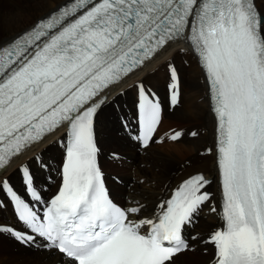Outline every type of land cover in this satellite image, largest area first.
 Masks as SVG:
<instances>
[{
	"label": "snow or ice",
	"instance_id": "6c2138e0",
	"mask_svg": "<svg viewBox=\"0 0 264 264\" xmlns=\"http://www.w3.org/2000/svg\"><path fill=\"white\" fill-rule=\"evenodd\" d=\"M179 41L199 58L216 118L223 227L204 241L215 248L211 264H264V16L255 0H71L0 41V171L66 128L62 183L49 202L42 201L27 166L20 171L32 204L6 178L0 192L17 219L61 253L65 264H174L189 249L182 233L210 203V181L189 176L151 216H142L140 202L121 207L110 199L93 138L104 90ZM168 67L175 107L179 79ZM139 113L138 139L147 148L161 110L142 85ZM42 202L41 212L36 205Z\"/></svg>",
	"mask_w": 264,
	"mask_h": 264
},
{
	"label": "bare ground",
	"instance_id": "6f19581e",
	"mask_svg": "<svg viewBox=\"0 0 264 264\" xmlns=\"http://www.w3.org/2000/svg\"><path fill=\"white\" fill-rule=\"evenodd\" d=\"M68 1L70 0H0V41H9L33 21L37 22L39 17H45ZM5 3L9 4L7 9ZM255 4L264 16V0H255ZM56 5L57 8L53 10ZM28 28L30 26L26 29ZM181 58L189 61V68L182 65ZM168 62L179 69L175 68L179 79V103L173 109H164L163 118L149 146L140 150L134 140L136 95L142 85L157 100L166 103L168 94L166 87L172 82L169 67L165 69ZM105 95L107 101L97 116L96 130L101 148L99 159L104 180L113 200L123 207L134 205L138 201L144 205L142 216H151L159 202L166 199L185 179L194 174H203L210 181L206 187V191L211 194L210 203L202 206L192 225L186 226L183 231L189 241V249L177 254L173 259L174 264H201L202 260H208L211 253V260L208 262L211 264L215 257V248L204 241L213 231L223 227L220 214L222 211L220 178L215 164V123L204 75L189 47L184 42L168 46L152 61L147 62L139 72L107 90ZM199 99L201 102H198ZM169 122L181 126L187 124V127L174 130L175 133L181 132V136L177 140L178 144L171 145L173 148L192 152L186 159L190 160L187 166L175 162L173 156L167 153L157 154L156 161L161 164L159 166L147 156L154 138H158L164 124ZM175 133L171 132L168 137L160 139L166 144L175 143L177 141L170 139ZM192 133L196 135L193 136ZM197 133L199 138L190 140L196 138ZM64 138L63 130H58L45 138L3 170L0 179L6 178L9 184L21 187L18 167L28 166L35 175L36 187L45 202L54 195L60 185ZM207 149H212L209 155H206ZM198 151H204L202 155L211 157H200ZM117 161L121 162V166L115 165ZM115 169V172L122 173L119 176L121 180L113 177L112 172ZM212 206L217 208V212L210 210ZM0 221V226L14 223L10 205L3 192H0ZM207 233L209 235L206 239H200ZM192 236H197V239L192 240ZM195 249V252L189 253ZM198 250L204 253L208 251V254L203 257L196 253ZM0 264H65V260L38 239L22 245L5 232L0 233Z\"/></svg>",
	"mask_w": 264,
	"mask_h": 264
},
{
	"label": "rangeland",
	"instance_id": "374dc122",
	"mask_svg": "<svg viewBox=\"0 0 264 264\" xmlns=\"http://www.w3.org/2000/svg\"><path fill=\"white\" fill-rule=\"evenodd\" d=\"M6 4V6H5V8L7 9V5H9V4H7V3H5ZM57 6L58 5H56L54 8H53V10L55 9V8H57ZM9 11H11V9H8ZM40 19V17L38 18V20ZM35 23V21H33L32 22V24L31 25H28L27 27H29V26H32L33 24ZM25 25H27V23L26 24H24V26ZM27 27H25L23 30H25ZM180 61H181V63H182V65L185 67V68H189V61L187 60V59H185V58H181L180 59ZM169 63L170 62H168L167 63V65L165 66V69H166V67L169 65ZM173 65V64H172ZM175 68H177L178 69V67H176L175 65H173ZM167 70V69H166ZM179 70V69H178ZM180 72V71H179ZM198 102H201V99H199V101ZM115 108H117V106H115ZM165 126L163 127V130H162V133L158 136V138H156V139H154V141H153V145H151L152 147H151V149H150V151L147 153L148 155V158L152 161V162H155L158 166L159 165H161L160 163H158L156 160H157V154L158 153H167V154H169V155H171V156H173V158H174V160H175V162H177V163H183V165H189L190 164V160L189 161H187L186 159H187V157H190V155L192 154V152H190L189 150H185V149H182V148H173L171 145H173V144H178V141L177 142H175V143H172V144H166V143H164V142H162L161 141V139L163 138V137H168L169 135H170V133L172 132V133H175V131L174 130H179L178 128H180V127H187L186 125L187 124H184L183 126H181V125H176V124H174L173 122H169V123H166V124H164ZM190 125H194V124H190ZM177 128V129H176ZM170 131V132H169ZM174 131V132H173ZM179 132V131H178ZM181 133V132H180ZM198 134V136L196 137V138H194V139H190V140H195V139H198L199 138V133H197ZM202 134V133H201ZM161 138V139H160ZM204 151H205V149H204ZM204 151H202V152H204ZM201 151H198V156H200V157H207V158H210L211 156H205V155H202L201 153H202ZM109 159V158H108ZM119 164V165H118ZM115 165L116 166H121V162L120 161H117V162H115ZM118 170H120V169H118ZM116 171V169L112 172V174H113V177L114 178H119V176H120V174H122V173H120L119 171H117V172H115ZM9 177V176H8ZM10 178V177H9ZM120 179V178H119ZM121 180V179H120ZM1 222V221H0ZM215 227H217L216 225H215ZM214 227V228H215ZM213 230V229H212ZM212 230H211V232H212ZM211 232H209V233H211ZM209 233H207V234H205V235H203V237H201L200 239H206V237H208V235H209ZM19 248H21L20 246H18ZM196 251V249L194 250V251H192V252H189V253H193V252H195ZM196 253H198V254H200L201 256H203V257H205L207 254H208V251H207V253H204V251H202V250H198V252H196ZM210 253V252H209ZM211 260V253H210V256H209V258H208V260L206 261V259L205 260H202L200 263L201 264H204L205 262L208 264V262ZM205 263V264H206Z\"/></svg>",
	"mask_w": 264,
	"mask_h": 264
}]
</instances>
